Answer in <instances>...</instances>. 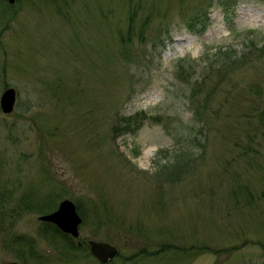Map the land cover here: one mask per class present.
Masks as SVG:
<instances>
[{"label":"rangeland","instance_id":"rangeland-1","mask_svg":"<svg viewBox=\"0 0 264 264\" xmlns=\"http://www.w3.org/2000/svg\"><path fill=\"white\" fill-rule=\"evenodd\" d=\"M17 1L0 6V100L17 91L0 264H100L20 206L53 192L83 205L81 240L120 249L110 264H264V0Z\"/></svg>","mask_w":264,"mask_h":264},{"label":"water","instance_id":"water-1","mask_svg":"<svg viewBox=\"0 0 264 264\" xmlns=\"http://www.w3.org/2000/svg\"><path fill=\"white\" fill-rule=\"evenodd\" d=\"M11 5L15 4L16 0H7ZM17 103V91L14 88L7 89L0 100L2 112L5 115L12 114ZM40 220L45 223L56 225L63 233L71 235L77 239L80 237V225L83 223L82 217L77 211L76 205L70 200H64L59 205V208L50 214L43 215ZM88 245L92 256L100 264H109L113 259L120 255V250L117 246L108 242H98L88 240ZM5 264H20L18 262H9Z\"/></svg>","mask_w":264,"mask_h":264},{"label":"trees","instance_id":"trees-1","mask_svg":"<svg viewBox=\"0 0 264 264\" xmlns=\"http://www.w3.org/2000/svg\"><path fill=\"white\" fill-rule=\"evenodd\" d=\"M6 0H0V6L2 4H6ZM134 15L131 16V20H134ZM127 124L131 125L132 124V120H128ZM128 128L125 129V131H127ZM37 194L34 195H30V199L29 200H24V203L22 201H20V206L21 208H26V211H38V212H42V214L44 213H50L56 210L57 208V201L59 199L60 196H56V194L51 195L50 193H46L43 194V196L41 198L38 199H32L33 202L31 201V197L35 196ZM54 196V198H53ZM39 197V196H38ZM77 209L79 214L82 216L84 222L87 219V213L86 211H84L83 205L78 203L77 204ZM83 222V223H84ZM42 235L50 240L52 242V244L56 245L57 247H60V245H63L67 248H69L71 251L74 252H78L81 251L83 249H86L89 251V246L87 244V240H81L79 239H74L72 238L70 235L64 234L62 233L55 225L52 224H48L45 223V227L42 230ZM65 242V245L63 244V242ZM11 247H13L12 249L14 251H12V253H14L15 255H19L18 259H23L22 261H24L26 259V249L31 248L34 249L35 248V241H32L30 239H26L25 237H17V238H13L11 241ZM28 256H30L29 258H36V252L35 250L33 251V253L29 254Z\"/></svg>","mask_w":264,"mask_h":264},{"label":"bare ground","instance_id":"bare-ground-1","mask_svg":"<svg viewBox=\"0 0 264 264\" xmlns=\"http://www.w3.org/2000/svg\"><path fill=\"white\" fill-rule=\"evenodd\" d=\"M242 15H243V18H246V19H254V16H250L247 12H243L242 13ZM261 19H263L264 18V16H262V15H260L259 16ZM185 41V39L184 38H182V39H179V40H177V42L176 43H182V42H184ZM152 155V150H149L148 152H145V159H149L150 158V156Z\"/></svg>","mask_w":264,"mask_h":264}]
</instances>
